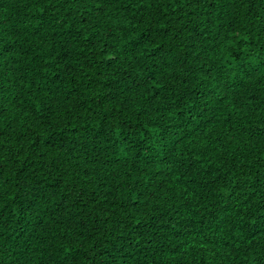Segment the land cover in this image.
<instances>
[{
    "label": "trees",
    "instance_id": "16d2710c",
    "mask_svg": "<svg viewBox=\"0 0 264 264\" xmlns=\"http://www.w3.org/2000/svg\"><path fill=\"white\" fill-rule=\"evenodd\" d=\"M0 264H264V0H0Z\"/></svg>",
    "mask_w": 264,
    "mask_h": 264
}]
</instances>
